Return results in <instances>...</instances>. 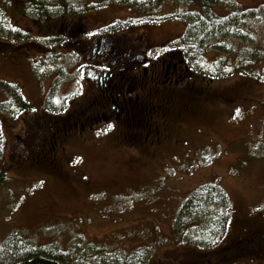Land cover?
<instances>
[{"label": "rangeland", "instance_id": "374dc122", "mask_svg": "<svg viewBox=\"0 0 264 264\" xmlns=\"http://www.w3.org/2000/svg\"><path fill=\"white\" fill-rule=\"evenodd\" d=\"M11 1L18 5L24 1L25 12L17 6L6 8L4 28L12 25L29 34L21 44L35 41L44 47L26 45L15 60L0 58V81L18 85L31 105L28 110L16 112L13 122L9 120L10 110L0 109V170L6 175L0 186V237L19 231L33 243L57 244L77 253L90 245L92 251L121 253L132 261L140 257L139 264L143 260L145 264H174L169 259L188 250H210L182 244L173 231L183 202L207 183H218L230 200L224 243L232 242L241 227L264 229V0H210L213 3L207 7L209 11L204 10L209 13L206 17L223 18L228 10L235 11L236 17L241 15L246 21L247 29L243 37H219L228 34L222 31L212 40L206 41L207 36L200 39L204 67L199 65L195 49H174L173 41L180 39L187 27L185 10L201 9L195 5L184 7L186 0H165L144 11L109 4L75 13L82 14L83 26L87 24L85 34L119 23L121 26L113 33L142 36L151 58L161 56L165 48L180 52L189 59L195 73L206 72L203 86L213 96L196 107L194 118L173 126L174 140L167 149H157L143 158L137 150L113 142L100 149L83 145V141L78 148L68 147L62 152L67 157L68 177L47 170L9 168L13 165L9 151L13 136L24 132V118L47 112L43 92L48 93L54 80L57 90L49 100L52 106L63 94H73L75 85L82 83L78 70L82 60L75 64L78 57L74 59L73 51L68 49L65 54L58 45L44 39L48 33L47 38H52L50 32L62 38L78 19L65 9L57 10L66 7V0ZM79 1L74 0L77 11L86 2ZM204 1L202 4L207 6ZM241 3L247 7L245 12L238 5ZM48 7L55 8V13L34 16V10ZM88 39L86 36L85 41ZM185 41L180 39L181 43ZM0 42L15 43L1 34ZM6 50L13 52L10 46ZM60 82L61 88H56ZM7 99L0 83V104L7 103ZM170 149L177 151L178 157H172ZM230 264H264V253H248Z\"/></svg>", "mask_w": 264, "mask_h": 264}, {"label": "flooded vegetation", "instance_id": "af4514ba", "mask_svg": "<svg viewBox=\"0 0 264 264\" xmlns=\"http://www.w3.org/2000/svg\"><path fill=\"white\" fill-rule=\"evenodd\" d=\"M77 19L68 27L69 31H63L62 38L73 44L68 46L77 49L81 56L87 82L81 99L90 114L85 121L91 119V124L64 135L60 134V129L50 138L47 128L56 126L62 119L42 115L33 120L36 129L24 132L25 139L18 144L23 164L30 169L59 167L58 157H62L61 169L56 173L63 177L62 167L67 157L62 152L66 151V145L78 148L83 141V145L100 149L113 142L137 150L143 158L157 149H167L174 140L173 126L194 118L196 107L206 99L212 100L213 96L203 86V72L195 73L189 59L180 52L165 48L161 56L151 58L146 50L147 42L140 35L122 37L108 32L87 42V24L83 26L81 16ZM12 48L13 52L8 53L4 47L2 55L6 57L3 59L15 60L12 53L19 48ZM174 49L180 51L186 49V45ZM79 104L80 101L76 102L74 107ZM36 134L37 146L41 148L38 154L31 150L35 147ZM49 156H54L55 160ZM47 160L55 165L47 166ZM247 242L250 248L245 249L264 252V232L254 233Z\"/></svg>", "mask_w": 264, "mask_h": 264}, {"label": "trees", "instance_id": "16d2710c", "mask_svg": "<svg viewBox=\"0 0 264 264\" xmlns=\"http://www.w3.org/2000/svg\"><path fill=\"white\" fill-rule=\"evenodd\" d=\"M83 1L84 0L79 2L83 3ZM163 1L165 0H86L83 9L77 11V5L74 0H66V7L61 6L57 10L61 11L62 9L64 11L65 9L67 14H70L74 18H78L77 16H81L82 14H78L76 16L75 13L80 12L84 9L95 10L102 6H108L109 4H117L126 6L127 8L132 7L138 9L139 11H144L154 5L159 6V4ZM186 1V4L190 3L189 0ZM192 1H197L201 9L200 11L198 10V14L196 15L199 18H194L192 20V23H190V30L192 34V38L190 39L191 44L193 43L195 36L200 34L201 30H203L204 33H208V35L210 34L209 36H217V33H221L222 31L227 32L228 35L226 36H229L235 32V29L234 27H232V25H234L237 20L233 21L232 19H223L216 22V20L205 16L207 13L206 11H201L208 10L207 7H210V4H212L213 2H211L210 0H205L204 2L207 5L205 6L202 4V0ZM11 2L10 0H0V34L4 35L5 38L8 37L15 43L9 45L0 42V58L1 56H3L2 54L4 52V48L2 47L5 45L6 47L10 46L12 48L13 46L19 48L14 53H12V56L14 57L18 54L21 48L26 47V45H30L28 44V42L26 44L20 43L30 37V35L25 31L15 29L12 26H6V28H4L3 26L6 25V23L4 21V13L2 11H4L6 8H14L15 6L23 9L24 1L20 2L21 5L15 4L16 2ZM176 3L178 2L176 1ZM89 4L91 5L89 6ZM87 6H89L90 8ZM49 10H51V8H42V10L40 11L34 10L33 14L39 15L38 13L40 12L51 14L55 11V8L52 9V12ZM23 12H25L24 9ZM187 16L189 18H193L192 15L187 14ZM120 26L121 25L117 23L113 26L105 28L106 30H104V32L102 33H105L106 31L113 33L114 30L118 29ZM120 34L123 37V35H126L127 33L122 32ZM44 39L49 40L51 43L62 44L65 54L69 49L68 40L63 39L60 36L53 35L51 39L47 37H45ZM33 42L34 43L30 46H39L38 43H36L35 41ZM51 55L52 54H50V56ZM3 57L5 58L6 56ZM54 57L55 59H57L55 55ZM57 69H55L56 72ZM0 83L2 84L3 89L8 95L7 103L0 104V109L6 112L10 110L11 115L9 117V120L13 122L14 120L12 116H14L16 112L28 110L31 108V105L24 100L22 91L18 85L9 84L2 81H0ZM45 109L47 111L45 113L39 112L33 115L31 118H24V132L27 131L30 133L32 129H36L35 127L33 128V123L34 121H36L37 117L42 115H45L49 118H54L53 120H56L57 118L62 119L58 124H56V126L47 128L46 134L50 138H54L53 135L56 134L55 132L59 133L60 129V134L64 135V133H69L72 130L74 131L75 129H83L90 126L91 124V119L89 121H85L86 118L90 117V114L85 110L84 100H81L80 104L76 107L73 106L71 110L63 114L64 116L60 115V113L62 112L60 110L54 113L51 109ZM79 109L82 110V113ZM24 132L16 133L13 136L14 142L12 143L11 149L9 151V160L11 161V163L13 162L12 166L14 168L15 166H20V164L24 163V158L17 153L20 140L25 139ZM35 139L36 142H33L35 147L33 149L31 148V150L38 154L39 149L41 148L37 146L39 140L37 134L35 136ZM49 157L55 160L54 156ZM58 159L60 160L57 163L59 167H51L55 165L51 163L52 160H47L46 162L47 166H49V163L51 164V168L49 169L53 170L52 172L56 173L59 169H61L63 162L62 157H58ZM5 178V172L0 170V186L4 184ZM230 213V200L228 198V195L226 194V191L222 189V187L218 183H208L200 186L183 202L174 223L173 231L176 240L181 242L182 244L210 249L209 251H198L194 249L188 250L187 252L182 254L185 258L183 264H230L232 262L235 263L236 261H240V259L248 253H264H257L255 251L245 249L246 246L250 248L247 245L248 239L252 237L254 233L264 232L263 228L250 229L251 227H241L239 228L238 235L232 242H223V239L228 231ZM90 247V245L87 246L86 249H84V247H81L79 249V252L77 253V251L73 250L72 248L65 250L57 244L33 243L29 241V239H25L22 233H20L19 231H14L3 238L0 237V264H139L137 263V261L141 259L140 257H138L136 261H132L130 258H127L121 253L109 254L103 252V250L92 251ZM177 257L173 258L174 260H169H171L174 264H177ZM251 261L253 262V260ZM179 263L182 264L181 262ZM142 264H145V260L142 261Z\"/></svg>", "mask_w": 264, "mask_h": 264}]
</instances>
